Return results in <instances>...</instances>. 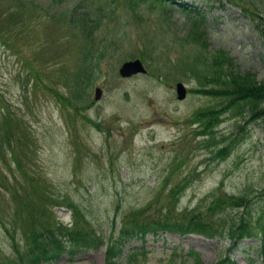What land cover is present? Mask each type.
Here are the masks:
<instances>
[{
	"label": "rangeland",
	"instance_id": "rangeland-1",
	"mask_svg": "<svg viewBox=\"0 0 264 264\" xmlns=\"http://www.w3.org/2000/svg\"><path fill=\"white\" fill-rule=\"evenodd\" d=\"M233 1L173 0L204 16L205 37L191 39V18L151 0H0V182L7 176L21 183V200L36 201L25 180H40L60 221H72L71 211L59 207L64 201L79 210L81 226L109 240L134 221L201 213L227 226L256 215L263 203L264 121L245 112L233 117L224 96L205 92L212 76L229 71L219 65L222 54L232 70L264 83V0ZM81 14H89V32ZM139 57L147 73L121 78V64ZM177 82L187 88L181 101ZM203 111L218 114L211 131ZM6 140L25 145L23 169ZM2 190L0 219H8L18 196L11 200ZM243 194L244 209L217 206L219 198ZM228 243L160 233L143 246L146 264H195L190 250L212 264ZM0 246H7L1 228ZM254 246L244 240L230 255L249 264ZM103 249L68 264H104Z\"/></svg>",
	"mask_w": 264,
	"mask_h": 264
},
{
	"label": "trees",
	"instance_id": "trees-1",
	"mask_svg": "<svg viewBox=\"0 0 264 264\" xmlns=\"http://www.w3.org/2000/svg\"><path fill=\"white\" fill-rule=\"evenodd\" d=\"M159 1H162L167 6H171L167 0ZM227 2L236 4L233 0H227ZM189 10L190 9L187 11ZM78 18L84 27L87 25L86 31L89 32L91 29L89 14H81V17ZM191 28L189 34L191 39L205 37L206 33L200 15H196V17L192 18ZM221 58L222 60L219 65H226L229 71L221 73L219 76H212L208 80L209 84L206 85L212 86V88L205 92L212 94L216 98L224 96L223 99L227 112L233 114V117H237L245 112L248 113V117L252 121L258 119L264 121V83L257 81L253 73H240L239 71L232 70L233 61L228 56L222 54ZM201 115L206 120V122L203 123H209L206 125V128L210 131L214 129L212 127H216V124L219 122V120H217L218 114L215 115L214 111H203ZM210 134L211 132H208V135ZM10 145L12 157L17 167L21 170L23 168L21 166V160L19 159V153L25 154V145L22 147L20 145L12 147V143L6 140V146ZM220 152L224 154L226 149H222ZM220 156L223 157L222 154ZM25 182L28 186L30 184L33 197L36 201H33L32 198L21 200L22 196L19 195L23 190H17V187L23 186L17 185L15 181L10 183L6 177H3L0 182V188L7 190L12 200L18 196L15 204L16 209L12 214V220L4 221L3 224L5 234L10 236L9 246L12 248L13 252L11 255H6L0 248V264H43L44 262L47 263V261L50 262L51 260L60 259L64 253L72 256L79 251L98 249L103 244L104 238L102 235L81 226L83 222L79 223L77 221L80 217L79 210L74 208L71 204L65 205L63 201L61 205L65 207L73 206L72 208H74V222H72L70 226L53 220L51 217V201L53 199H51L52 197L48 194L46 187L38 179L32 181V179L26 177ZM178 189L179 187L172 189L173 194ZM24 195L25 194H23V196ZM245 195L246 194L241 196H229L225 201H221V198H219L216 201L217 206L227 204L230 207H246L247 197ZM260 210L261 212L254 223H249L242 218L238 223L219 226L216 223L204 221L201 213H193L192 215H188V217L182 216L181 219L171 222H159L155 220L153 222L140 224L134 221L128 227H126V225L122 227V235L140 238L137 236L138 234L143 237L144 233L148 231L163 230L178 232L180 234L203 233L207 236L218 235L220 237L230 238L233 241L245 235L250 236L252 233L248 225H250V227L255 225L254 228H259L260 232L258 235L260 234L261 236L264 234V206H262ZM17 229H20L24 236L21 242L17 241L14 237ZM262 240L263 238L261 241ZM260 250L264 262V244H262ZM120 254L121 249L117 244L106 245L105 264H123L124 260H119ZM217 264L231 263L229 259H225Z\"/></svg>",
	"mask_w": 264,
	"mask_h": 264
},
{
	"label": "water",
	"instance_id": "water-1",
	"mask_svg": "<svg viewBox=\"0 0 264 264\" xmlns=\"http://www.w3.org/2000/svg\"><path fill=\"white\" fill-rule=\"evenodd\" d=\"M138 73H145L143 64L141 63L139 59L124 62L119 68V74L122 77H130ZM176 94L179 100H182L185 98L186 89L182 83L176 84ZM100 95H101V90L97 88L95 90V99H99Z\"/></svg>",
	"mask_w": 264,
	"mask_h": 264
}]
</instances>
